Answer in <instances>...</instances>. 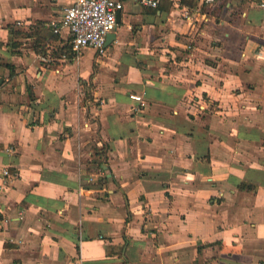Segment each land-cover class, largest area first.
<instances>
[{
  "label": "crops",
  "instance_id": "0c3cea01",
  "mask_svg": "<svg viewBox=\"0 0 264 264\" xmlns=\"http://www.w3.org/2000/svg\"><path fill=\"white\" fill-rule=\"evenodd\" d=\"M71 1L0 0V264H264V0Z\"/></svg>",
  "mask_w": 264,
  "mask_h": 264
},
{
  "label": "built area",
  "instance_id": "2783aa9c",
  "mask_svg": "<svg viewBox=\"0 0 264 264\" xmlns=\"http://www.w3.org/2000/svg\"><path fill=\"white\" fill-rule=\"evenodd\" d=\"M212 5L216 0H200ZM156 5V0H147ZM122 0H72L57 21H53L54 30L66 28L71 36V48L79 54L85 48L94 50L102 56L106 52V39L117 25V12L122 8ZM136 103L142 102L138 94L129 95ZM7 170H4V174Z\"/></svg>",
  "mask_w": 264,
  "mask_h": 264
},
{
  "label": "water",
  "instance_id": "95a60500",
  "mask_svg": "<svg viewBox=\"0 0 264 264\" xmlns=\"http://www.w3.org/2000/svg\"><path fill=\"white\" fill-rule=\"evenodd\" d=\"M118 17H119V11L117 12L116 20H118ZM114 36H115L114 33H112V32L108 33L107 39H106V44H107V41L109 42ZM1 83H2V78H0V84Z\"/></svg>",
  "mask_w": 264,
  "mask_h": 264
},
{
  "label": "rangeland",
  "instance_id": "374dc122",
  "mask_svg": "<svg viewBox=\"0 0 264 264\" xmlns=\"http://www.w3.org/2000/svg\"><path fill=\"white\" fill-rule=\"evenodd\" d=\"M67 42L70 43V37L68 36ZM84 50V49H83ZM85 51V50H84ZM103 56V55H102Z\"/></svg>",
  "mask_w": 264,
  "mask_h": 264
}]
</instances>
